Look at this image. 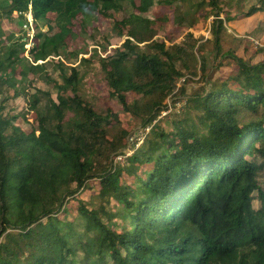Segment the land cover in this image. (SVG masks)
Masks as SVG:
<instances>
[{
	"label": "trees",
	"instance_id": "1",
	"mask_svg": "<svg viewBox=\"0 0 264 264\" xmlns=\"http://www.w3.org/2000/svg\"><path fill=\"white\" fill-rule=\"evenodd\" d=\"M122 1L31 0L32 38L0 27V264H264V59L224 50L231 0H148L149 15L131 1L118 18ZM254 1L242 17L264 12ZM27 9L0 0L10 25ZM209 18V37L189 31ZM138 124L150 130L125 156Z\"/></svg>",
	"mask_w": 264,
	"mask_h": 264
},
{
	"label": "rangeland",
	"instance_id": "2",
	"mask_svg": "<svg viewBox=\"0 0 264 264\" xmlns=\"http://www.w3.org/2000/svg\"><path fill=\"white\" fill-rule=\"evenodd\" d=\"M131 1H134L135 5L139 6V10H142L146 12V14H150L152 10L154 9L148 0H123L121 2V8L118 10L112 11L115 17L122 18L126 17L127 14L131 11ZM233 8L229 10H224L223 13L220 14V18H226V17H233L235 20L232 22V24H227V26H224V32H223V45H224V50H227L230 47L234 48L235 54L244 60L250 61L251 63L255 64L261 60L264 59V51L261 53H257L258 49H264V12H257L254 15L250 17H242V13L246 12L252 5L256 4L254 0H231ZM264 6V0L263 3L261 4ZM32 10V4L28 7V10ZM27 10V11H28ZM134 10V9H133ZM172 8H166V12L170 13ZM180 10L188 12V7L181 3L180 4ZM196 11L193 10L192 13H195ZM23 24L22 22L20 25L17 27L15 24L10 25L9 22L6 20L5 17H0V27L1 30H5L6 33L8 34H15L17 35H31L33 36V33L35 32V22H33V19H30L27 12H24L23 14ZM22 16V17H23ZM15 19V18H14ZM211 21V18H209L208 21H206L205 24H199L197 25L194 29L189 30L193 33L194 36H202L204 38L209 37L208 31H209V25L208 23ZM16 20H14L13 23H15ZM44 30V29H43ZM99 31L101 32L102 29L99 28ZM183 30H178L176 31H169V35L171 36L172 33H176L179 36H176V41H179L183 35L182 33ZM172 37V36H171ZM6 42V40H4ZM8 42V41H7ZM6 44V43H4ZM120 43L111 45L109 47V50L115 47H118ZM27 49L31 48V44H28ZM52 65V63H49ZM47 67L51 69V66L47 64ZM230 67H223L221 69V72L217 73L215 77H221L229 73ZM199 74V72H198ZM182 81L177 85V87L182 86ZM197 78H193V81L184 84V94H181L179 96H175V93L177 91H174V95L168 98L165 102L168 111L165 113H162V116L165 115L166 113H170L171 115H177L178 112H181L184 104H185V99L188 98V96L193 95V92L198 89L202 84L197 83ZM53 98L57 101L56 95H53ZM18 104V109H23L25 108L26 105L22 100L17 102ZM59 107L63 110V113L65 114L66 118L71 116V112L66 111L62 104L59 103ZM26 112V109H24ZM121 117H124L122 114H120ZM15 125L20 127L22 131L25 133H30V132H36V123L33 121V116L32 113H29L26 118H18L15 120ZM126 129L128 130V135L126 137V143L127 146L124 150L125 156H130L131 151L130 148L133 147V149H136L140 146L146 135L148 134V131L150 128L147 129H142L140 127V124L134 125V126H125ZM138 146V147H137ZM129 149V150H127ZM124 156L118 157L113 164H123L125 159ZM1 165V161H0ZM258 180L260 182V186L264 189V175L258 176ZM94 183V182H92ZM92 183H87L86 185L88 187H91ZM90 184V185H89ZM85 186V187H87ZM256 195L253 194V202H252V207L254 209H257L258 207V202L255 200ZM106 210L108 208H105ZM96 212V211H95ZM99 213V212H97ZM169 218H165V221H169ZM76 224V221L73 220L72 218L68 217L67 218V225L71 227L72 225ZM92 227V224L90 222L87 223V228ZM145 226L140 225L138 229L142 232H144ZM46 242V236L42 235L41 240L36 241V246L38 249H41L42 245ZM164 242V241H163ZM162 242V243H163ZM168 243H163V245H166ZM132 253V251H131ZM138 255H141V252L138 253ZM25 261L27 263H32L36 259V255L34 254H29L27 257H25ZM54 258L50 255L45 257V261L49 262L50 260H53Z\"/></svg>",
	"mask_w": 264,
	"mask_h": 264
},
{
	"label": "clouds",
	"instance_id": "3",
	"mask_svg": "<svg viewBox=\"0 0 264 264\" xmlns=\"http://www.w3.org/2000/svg\"><path fill=\"white\" fill-rule=\"evenodd\" d=\"M26 1H28V0H26ZM31 5V1L30 2H28V7ZM28 10V9H27ZM27 14H28V16H29V18L30 19H32V14H31V9H29L28 11H27ZM29 38H32V36L31 35H27ZM30 44V43H29ZM28 45V44H27ZM27 48V47H26Z\"/></svg>",
	"mask_w": 264,
	"mask_h": 264
},
{
	"label": "built area",
	"instance_id": "4",
	"mask_svg": "<svg viewBox=\"0 0 264 264\" xmlns=\"http://www.w3.org/2000/svg\"><path fill=\"white\" fill-rule=\"evenodd\" d=\"M30 1H31V0H28V2H30ZM147 129H148V128H147ZM137 147H138V146H137ZM127 150H129V149H127ZM119 157H120V156H119ZM117 158H118V157H117ZM117 158H116V159H117ZM116 159H115V160H116Z\"/></svg>",
	"mask_w": 264,
	"mask_h": 264
}]
</instances>
